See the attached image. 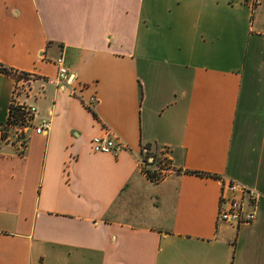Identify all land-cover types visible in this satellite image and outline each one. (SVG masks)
<instances>
[{
	"label": "crops",
	"instance_id": "obj_1",
	"mask_svg": "<svg viewBox=\"0 0 264 264\" xmlns=\"http://www.w3.org/2000/svg\"><path fill=\"white\" fill-rule=\"evenodd\" d=\"M262 3L0 0V124L12 101L50 121L0 141V264H264ZM104 132L126 147L93 152ZM229 181L254 221L217 220Z\"/></svg>",
	"mask_w": 264,
	"mask_h": 264
},
{
	"label": "built area",
	"instance_id": "obj_2",
	"mask_svg": "<svg viewBox=\"0 0 264 264\" xmlns=\"http://www.w3.org/2000/svg\"><path fill=\"white\" fill-rule=\"evenodd\" d=\"M258 2L259 0H244L245 5L252 10ZM55 64L57 66L56 81L60 86H66L69 81V73L63 66L62 58L57 57ZM86 105L92 108L91 102H86ZM14 108L18 109L19 115L11 116ZM34 113V106L12 101L6 120L0 124V141L9 142L22 150L29 129H33L37 134L46 133L50 128V121L41 117L36 124H33ZM8 119L9 122H7ZM90 145L93 152L111 154H116L126 147V143L114 132H104L92 136ZM151 160L152 157L147 158V161ZM140 163L143 166L144 162ZM259 196L260 193L254 188L236 181H229L220 194L217 220L235 225L254 221Z\"/></svg>",
	"mask_w": 264,
	"mask_h": 264
},
{
	"label": "trees",
	"instance_id": "obj_3",
	"mask_svg": "<svg viewBox=\"0 0 264 264\" xmlns=\"http://www.w3.org/2000/svg\"><path fill=\"white\" fill-rule=\"evenodd\" d=\"M19 115L18 113V109L14 108L11 112V116H16ZM7 122H9V119L7 120ZM144 148H147V146H144ZM149 150V149H148ZM148 157H152L151 161H147ZM141 161L144 162L143 166H141V170L142 172L146 175V177L148 179H150L151 181H159L162 178V166H161V162L162 159L156 157L155 154L150 152H145L143 154V157L141 159ZM145 165V166H144ZM189 173H195V174H204L203 172H198V171H187Z\"/></svg>",
	"mask_w": 264,
	"mask_h": 264
},
{
	"label": "rangeland",
	"instance_id": "obj_4",
	"mask_svg": "<svg viewBox=\"0 0 264 264\" xmlns=\"http://www.w3.org/2000/svg\"><path fill=\"white\" fill-rule=\"evenodd\" d=\"M264 3H262V5H263Z\"/></svg>",
	"mask_w": 264,
	"mask_h": 264
}]
</instances>
